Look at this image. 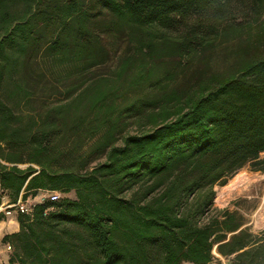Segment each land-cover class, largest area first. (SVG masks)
I'll use <instances>...</instances> for the list:
<instances>
[{
	"label": "trees",
	"instance_id": "obj_1",
	"mask_svg": "<svg viewBox=\"0 0 264 264\" xmlns=\"http://www.w3.org/2000/svg\"><path fill=\"white\" fill-rule=\"evenodd\" d=\"M263 18L264 0H0V208L60 194L19 213L7 264H264V229L215 207L241 170L264 173V47L225 74L118 105L134 69L132 84H148L156 59L222 30L260 25L261 39ZM107 35L128 46L114 80L93 74Z\"/></svg>",
	"mask_w": 264,
	"mask_h": 264
},
{
	"label": "rangeland",
	"instance_id": "obj_2",
	"mask_svg": "<svg viewBox=\"0 0 264 264\" xmlns=\"http://www.w3.org/2000/svg\"><path fill=\"white\" fill-rule=\"evenodd\" d=\"M243 20H245L243 15L235 13L234 19L231 21L233 23L235 21L236 23H241ZM262 24H264V20ZM234 25L229 30L238 29V26L236 24ZM260 27V25L254 26L251 30L246 28L244 32H240L239 34H233L228 31L229 35H226L222 30L221 36L217 38L210 33L211 38L209 44L198 48L196 52L182 59L178 57L174 58L170 55H164L160 57V60L156 59L155 72L148 81V84H132L137 77L135 74L139 71L138 69H134L120 81L119 89L121 97L118 100V105L120 107L125 105V98H128V94H131L132 96L130 97L134 99L143 98L145 95L150 97L154 96L155 92H150L152 90L150 86L154 84L158 85L162 83V85L166 86V91L174 90L190 85L192 83L190 81L194 77L225 74L237 62L261 55V47H264V37L257 39V33L262 31ZM104 43L109 48L111 53L110 58L104 64H101L93 70L94 77L103 76L113 80L118 79V63L124 51L128 48L127 43L122 41L120 36L112 37L110 35L104 37ZM42 68H45V66H42ZM167 83L169 84L167 85ZM61 100L62 97L60 96L54 97L51 99V103H56ZM34 107H39V105H35ZM130 123L125 130L127 134H136L142 128L135 120H131ZM95 164L92 165L94 166ZM240 172V174H237L242 178V183L230 194L224 195L219 202L215 201V207L219 210L228 209L238 211L246 217L248 222L247 226L250 227L251 232L257 235L264 229V220L262 225H258L259 210L264 208V173L254 172L250 167H246ZM219 191L220 187H217L216 192L218 193ZM46 195L45 197H47ZM70 197L74 198V195H70ZM11 251H9L10 254L12 253ZM214 254L217 255L216 251H214ZM7 257L8 254L4 246L0 244V259L6 261ZM220 259L223 263L227 262L222 258Z\"/></svg>",
	"mask_w": 264,
	"mask_h": 264
},
{
	"label": "crops",
	"instance_id": "obj_3",
	"mask_svg": "<svg viewBox=\"0 0 264 264\" xmlns=\"http://www.w3.org/2000/svg\"><path fill=\"white\" fill-rule=\"evenodd\" d=\"M44 196H45V192H41L36 198H30V199L23 201V202H25V203L31 202L35 206L36 204L42 203V199ZM19 200H21V198ZM10 201H11V199L8 196H5L3 199V203H2L1 207L4 208L6 206L16 204V203L11 204ZM0 216L4 217L0 221V244H2L4 246V248L8 254L6 261L0 259V261H1L0 264H7L9 259H10L11 254L9 253V250H8L9 244H4L3 239L8 235H12V234L19 232V230H20V226H19V222H18L19 213H17L16 211H13L12 214L9 216H6L4 213H0Z\"/></svg>",
	"mask_w": 264,
	"mask_h": 264
},
{
	"label": "built area",
	"instance_id": "obj_4",
	"mask_svg": "<svg viewBox=\"0 0 264 264\" xmlns=\"http://www.w3.org/2000/svg\"><path fill=\"white\" fill-rule=\"evenodd\" d=\"M47 194V197H43L42 202L44 200L49 199L53 202L58 201L60 198V194L57 192H45ZM34 204L31 202H23L22 200H19L15 205L6 206L4 208H0V213H4L6 216H9L12 214L13 211H16L20 214H26V215H32L33 213ZM8 250L11 251L12 247L9 245Z\"/></svg>",
	"mask_w": 264,
	"mask_h": 264
},
{
	"label": "bare ground",
	"instance_id": "obj_5",
	"mask_svg": "<svg viewBox=\"0 0 264 264\" xmlns=\"http://www.w3.org/2000/svg\"><path fill=\"white\" fill-rule=\"evenodd\" d=\"M242 183V178L238 175L236 176L234 179H232L225 187H221L220 191L217 193L216 195V202H219L222 197L224 195H228L230 194L235 188L238 187V185H240ZM263 213H264V208H262L261 210H259V214H258V225H262L263 224ZM264 226V225H263Z\"/></svg>",
	"mask_w": 264,
	"mask_h": 264
}]
</instances>
